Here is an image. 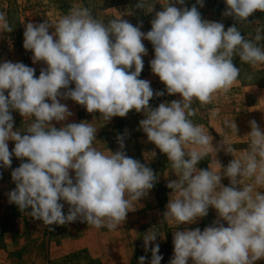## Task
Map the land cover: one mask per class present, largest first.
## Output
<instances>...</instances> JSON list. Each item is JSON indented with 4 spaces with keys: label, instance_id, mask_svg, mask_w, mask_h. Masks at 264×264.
Returning a JSON list of instances; mask_svg holds the SVG:
<instances>
[{
    "label": "clouds",
    "instance_id": "9594fccd",
    "mask_svg": "<svg viewBox=\"0 0 264 264\" xmlns=\"http://www.w3.org/2000/svg\"><path fill=\"white\" fill-rule=\"evenodd\" d=\"M184 2L169 0L155 13L147 33L122 18L105 24L88 8L72 9L54 26L47 21L25 24L24 49L33 53V63L43 61L47 67L36 78L35 69L22 62L0 63V167H11L13 155L22 161L27 158L11 172L16 187L8 193L9 203L21 212L30 208L28 214L44 226L79 219L111 230L124 222L136 209L134 203L157 182L154 171L126 155L123 135L117 136L119 150L107 149L105 154L93 147L97 129L91 123L73 122L57 129L51 122L72 115L61 99L73 100L88 113L99 112L105 121L126 117L134 109L144 113L139 128L167 156L176 177L166 185L171 193L161 223L193 224L208 215L209 207L218 215L203 231L176 230L169 264H188L189 259L192 264H255L264 258V192L253 193L251 185L237 186L253 177L256 185L264 186V130L251 120L247 154L223 169L218 162L222 171L198 169L197 164L210 151L216 155L218 148L188 117L193 114V99L210 103L213 94L226 91L237 80L240 69L233 64L234 53L254 67L264 64V48L255 43L264 36L257 30L255 42L245 39L235 25L225 30L221 22L203 20L196 5L176 6ZM225 3L222 14L237 21L264 12V0ZM197 4L203 7V0ZM135 7L143 9V0ZM11 31L0 13V33ZM143 40L154 48L152 73L168 95L179 94L181 99L150 107L154 95L165 92L154 93L150 81L139 78L142 57L147 55ZM13 110L35 118L26 134L14 130ZM225 124L237 134L234 121ZM9 140L15 141L11 152ZM225 151L231 153V146ZM222 177L229 178V186L221 183ZM60 201L69 205L67 215ZM157 236L150 229L143 237L145 250L152 253L150 264H161L163 259L159 244L152 245ZM145 261V256L139 257V264Z\"/></svg>",
    "mask_w": 264,
    "mask_h": 264
},
{
    "label": "rangeland",
    "instance_id": "374dc122",
    "mask_svg": "<svg viewBox=\"0 0 264 264\" xmlns=\"http://www.w3.org/2000/svg\"><path fill=\"white\" fill-rule=\"evenodd\" d=\"M138 0H0V13L5 14L12 31L0 33V63L4 61L22 62L35 69L38 78L42 68L47 65L43 62L33 63V53L23 47V33L28 22L42 23L47 21L51 25L63 16L69 14L74 8H88L98 20L107 24L112 19H125L134 26H141V31L147 33L151 30V20L155 13L167 6L169 0H143L145 7L137 9ZM175 2V0H173ZM153 6L151 12L150 6ZM196 5L201 18L207 21H216L224 24L225 30L233 25L237 26L241 34L248 40H254L257 30L264 36V12L257 11L247 20L237 21L232 16H224L225 0H203V7L197 0H185L184 5L177 4L178 8H191ZM53 29H49L51 33ZM147 55L142 57L144 68L140 79L150 81V86L156 91H164L165 95L154 97L149 101L152 108L162 102L179 100V94L168 95L166 86L159 77L151 71L150 60L154 58V48L150 41L143 40ZM264 48V40L255 42ZM233 64L240 69L237 80L226 90L213 94L210 103L201 104L193 99L188 118L194 125L200 126L205 134L212 138V146L218 148L216 155L210 151L198 164V169L222 171L234 158L239 159L247 154L251 131L249 122L255 120L264 130V64L252 66L239 59L238 52L233 54ZM134 70V68L132 69ZM70 87L74 88L72 84ZM61 91H65L62 89ZM7 95V92L5 93ZM51 102V101H47ZM72 115L65 121H52L59 129L68 123H91L97 129L93 147L107 154L119 150L117 136L123 135L127 156L139 160L150 167L157 177L154 187L148 194L134 203V211L127 213L125 221L116 228H96L77 219L65 225L44 226L40 220H34L28 213L31 209L21 212L19 208L9 203L8 193L15 189L11 172L27 162L13 155L9 168L0 167V264H139V257L145 256V264H150L152 253L149 248L145 250L143 237L151 229L158 234L152 245L159 244V255L163 259L161 264H169L174 255L173 233L176 230H193L212 225L218 220L217 212L209 207L208 215L199 218L193 224L169 225L161 223L163 213L170 198L171 189L167 183L175 179L172 173L171 162L165 154L161 153L154 144L148 142L146 134L139 128V121L144 113H137L134 109L126 117H113L105 121L99 112L88 113L86 109L71 99H61ZM215 112L216 115L212 116ZM14 130L26 134L27 128L34 122V117H22L18 111L13 110ZM233 122L237 125V134L225 124ZM230 145L232 152L225 151ZM9 151L14 149L15 141H8ZM191 145L186 147V151ZM155 151L153 158L151 152ZM218 162L222 169L218 168ZM74 176V173H70ZM221 183L230 185L227 177H222ZM251 185L253 193L264 192V186H258L253 178L244 179L237 188ZM64 204L62 211L68 213L69 205ZM227 226L225 221H221ZM49 228L52 230L49 231ZM188 264H192L189 259ZM255 264H264V258L255 261Z\"/></svg>",
    "mask_w": 264,
    "mask_h": 264
}]
</instances>
